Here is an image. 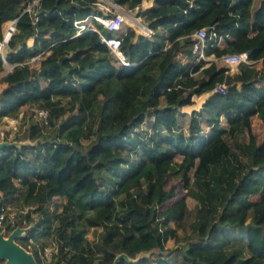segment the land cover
I'll list each match as a JSON object with an SVG mask.
<instances>
[{"label": "trees", "instance_id": "16d2710c", "mask_svg": "<svg viewBox=\"0 0 264 264\" xmlns=\"http://www.w3.org/2000/svg\"><path fill=\"white\" fill-rule=\"evenodd\" d=\"M30 1L0 0V38L2 23L14 21L0 54V70L11 66L1 76L0 117L16 118L25 106L47 112L44 122H29L25 144L0 145V206L19 186V207L32 206L17 213L13 228L23 218L26 231L15 242L29 246L37 264L47 242L56 247L54 264H174L168 239L184 242L178 264H264V135L256 141L250 132L253 115L264 126V0L254 8L253 0H151L137 13L151 33L116 35L125 63L100 40L114 35L96 20V0ZM111 1L132 9L142 0ZM86 17L94 29L74 35L73 21ZM200 27L209 36L204 54L245 51L250 62L229 73L213 60H179ZM202 93L180 126L176 108ZM146 118L149 130L140 127ZM243 130L246 143L231 146L228 138ZM94 170L110 176L99 182ZM167 176L197 200L182 238L176 231L187 208L158 209L175 194L163 186ZM55 196L64 197L57 211L49 208ZM89 227H99L91 241Z\"/></svg>", "mask_w": 264, "mask_h": 264}, {"label": "rangeland", "instance_id": "374dc122", "mask_svg": "<svg viewBox=\"0 0 264 264\" xmlns=\"http://www.w3.org/2000/svg\"><path fill=\"white\" fill-rule=\"evenodd\" d=\"M146 3L144 4L143 1H141V3L137 6L134 7L132 9H126L122 6H119L118 4L112 2L111 0H96L95 1V6L97 9L101 10L103 13V18H113L116 17L117 15H120L121 18L120 19H116V25L112 26V27H107L109 29H113L114 33L113 35H121L123 34L124 30L126 29H132L134 31V33H138V34H144L142 30H144V25L146 26V21L143 20L142 17H140V15H138V11L139 10H143L147 7V3L148 1L145 0ZM36 0H31L30 4H36L35 3ZM29 5H26V8L29 7ZM252 7L255 6L251 5ZM88 23L90 24V26L92 25L91 21H90V17L87 19ZM98 22H100L98 19H96ZM9 21L3 22L1 25V32L3 33L4 30L6 29V26L8 24ZM101 23V22H100ZM102 24V23H101ZM142 24L143 28L142 30L139 29L138 25ZM103 25V24H102ZM93 26V25H92ZM105 26V25H103ZM3 35V34H2ZM145 35V34H144ZM27 42V41H26ZM28 44V43H27ZM222 44V41H220V45ZM183 50H188L190 52L189 56H186L184 54H178L177 53V57L179 60L183 61V62H190V63H195L198 60H202V65H206L208 64L211 60V54H204L203 53V58L199 57V55L197 54V52H193L190 49V45L188 46H183ZM213 48V47H210ZM5 51V47L2 50V54ZM38 58L36 59H29L28 60V64L30 66H37L38 63ZM217 65H222V66H227L228 67V72L229 73H233L236 69V66L234 65H223L220 62L216 61ZM255 70L257 72H261L262 70V66L259 63V61H254L252 62ZM10 65H8L7 63L2 64V68L0 70V90L4 87V83L1 82V76L2 74H4L5 72H7L10 69ZM33 68V67H32ZM203 95V98L207 95V93H202L199 95H195V94H191L190 95V103L182 105V106H178L176 108V116H177V120L180 126L185 127L186 123L188 121L189 118V114L191 110H197L199 108V106L194 107V108H189V107H185L186 105H192L195 102V98L196 96H200ZM64 104V102H63ZM159 104L162 105L163 101L160 98L159 99ZM201 104V103H200ZM30 107V106H29ZM187 109V110H185ZM22 111H25L22 115H18L16 118H6V117H0V145L2 143H13L15 142L16 144H25L26 140H25V136H26V128L27 125L29 124V122L32 121V118H34L33 112L34 109H29L27 106L23 107L21 109ZM147 122H148V118L145 119L144 122H142L140 124L141 128H145L147 127ZM220 124L226 126V122L224 120V118L220 117ZM139 127V128H140ZM201 127V131L204 132L206 129V126L204 124L200 125ZM150 128L147 127V130H149ZM250 132H252L256 138V141H259L262 136L264 135V126L260 123L259 119L256 118L254 115L251 116L250 118ZM248 139L247 133L246 131L243 130V132H238L233 134L232 136H230L228 138L229 143L231 146L234 145H241V144H245L246 141ZM81 143L83 146H86L88 144V140L82 138L81 139ZM33 150L31 148H27L26 149V153L28 155H32L33 154ZM124 154V153H123ZM175 160H179V156H175ZM94 173L97 177V179L99 180V182H101L102 180H106L109 176H110V172H106L103 170H94ZM165 183H164V188L167 189L170 186H172L174 188V196L170 199H167L166 201L162 202L159 206L158 209L160 211L163 212H172V213H178V214H182L183 209L187 208L188 213L187 216L185 217V219L183 220V226L177 228V235L179 238H182L184 236H187L189 234V227L191 222L194 220V209L197 206V200H196V196L195 193L190 189H184L181 187L179 181L177 179H173L170 176H167V178L165 179ZM21 193H22V187L19 186L16 193L8 198L7 201V205L11 206L12 209H14L15 207H19V204L21 203ZM64 201V197H59V196H55L52 197V199L49 202V208L57 211L60 209L61 204ZM10 207V208H11ZM17 210V209H16ZM21 224V223H20ZM22 226L21 229L22 231L20 232V235L24 234L25 224H21ZM23 230H25L23 232ZM99 230V227H89L84 235L85 240L87 241H91L93 240L96 235H97V231ZM11 229L6 230L5 232H0L2 234V236H7L10 233ZM192 239H194V237L192 236ZM47 244H49V242H47ZM184 244L183 240L177 241L175 244L174 242H172L170 239L168 241H166L165 245L168 247V249H170V257L168 258V262L169 263H174V264H178L179 260H180V256H179V247L182 246ZM176 245V247H175ZM179 246V247H178ZM23 248V247H22ZM25 251H27L30 255V248L29 246H25V248H23ZM144 255L146 257H150L151 254H149L148 252H145ZM32 256V255H31ZM33 258V257H32ZM44 256H41L38 254V259L39 262L38 264H54L56 257L51 256L49 259H44Z\"/></svg>", "mask_w": 264, "mask_h": 264}, {"label": "built area", "instance_id": "2783aa9c", "mask_svg": "<svg viewBox=\"0 0 264 264\" xmlns=\"http://www.w3.org/2000/svg\"><path fill=\"white\" fill-rule=\"evenodd\" d=\"M97 19V17H95ZM88 18H81L73 21V24L75 26L74 35H79L82 32H84L86 29H94V27L88 23ZM13 20L9 21L6 26V31L8 34L1 36L0 38V54H2V50L4 48V45L10 36L11 32L13 31L12 26ZM145 35H149L151 33V30L147 28L144 25V30H142ZM213 35V33H211ZM191 37L193 38V42L191 43L190 49L193 52H197L199 57L203 58V49L206 48L205 42L209 38V36L206 34V28L200 27L196 29L192 34ZM100 40L106 45L109 52L113 55L114 58L120 63H125L124 58L119 51V37L114 35L108 38L101 37ZM39 56H33L30 59H36ZM243 57V59H241ZM218 61L223 65H234L236 66L238 63H249L250 61L247 58V53L245 51L237 52V53H224L218 57L211 56V60L209 61ZM46 109L44 108H34V118H37L38 120L45 121L46 116ZM31 205H23L20 209L15 210L9 208L7 205L0 206V226H6L13 228L14 221L16 219L17 213L23 214L25 211L31 209ZM35 213H31V216H34ZM21 217V216H20ZM22 224H24V219L21 218L20 221ZM56 253V247L52 242H49V244H46L42 246L38 254L41 256H44V259H49L53 254Z\"/></svg>", "mask_w": 264, "mask_h": 264}, {"label": "water", "instance_id": "95a60500", "mask_svg": "<svg viewBox=\"0 0 264 264\" xmlns=\"http://www.w3.org/2000/svg\"><path fill=\"white\" fill-rule=\"evenodd\" d=\"M21 231L20 227H14L6 238L0 233V257L4 259L3 264H37L32 256L15 242Z\"/></svg>", "mask_w": 264, "mask_h": 264}, {"label": "bare ground", "instance_id": "6f19581e", "mask_svg": "<svg viewBox=\"0 0 264 264\" xmlns=\"http://www.w3.org/2000/svg\"><path fill=\"white\" fill-rule=\"evenodd\" d=\"M121 16L120 15H117L116 17H113V18H103V17H99L97 16V19L103 24L105 25L106 27H112V26H115L116 25V22L117 20L116 19H120ZM31 41H28V44H30ZM203 99V95H200V96H196L195 98V102L190 105V106H187L189 108H194V107H197L199 106V104L201 103ZM184 109V107H183ZM3 238H6V237H3Z\"/></svg>", "mask_w": 264, "mask_h": 264}, {"label": "crops", "instance_id": "0c3cea01", "mask_svg": "<svg viewBox=\"0 0 264 264\" xmlns=\"http://www.w3.org/2000/svg\"><path fill=\"white\" fill-rule=\"evenodd\" d=\"M142 1H143L144 4L146 3L145 0H142ZM147 1H148L147 6H149V5L151 4V0H147ZM254 4H255V6H256V4H257V1H256V0H253L251 5H254ZM255 6H253V7L251 6V8H254ZM5 22H6V21H5ZM112 31H113V33H114V30H113V29H112ZM220 41H221V40L219 39V40L217 41V44H220ZM173 179H174V178H173ZM165 181H166V180H165ZM164 183H165V182H164ZM163 186H164V184H163ZM172 223H173V222H169L170 225H172ZM19 227H20V226H19ZM20 228H21V227H20ZM25 230H26V228H25ZM25 230H23V232H24ZM176 232H177V231H176ZM168 240H169V239H168ZM168 240H167V241H168ZM165 246H166V245H165Z\"/></svg>", "mask_w": 264, "mask_h": 264}, {"label": "clouds", "instance_id": "9594fccd", "mask_svg": "<svg viewBox=\"0 0 264 264\" xmlns=\"http://www.w3.org/2000/svg\"><path fill=\"white\" fill-rule=\"evenodd\" d=\"M241 59H243V57H241Z\"/></svg>", "mask_w": 264, "mask_h": 264}]
</instances>
